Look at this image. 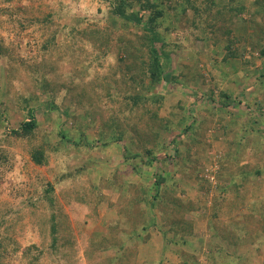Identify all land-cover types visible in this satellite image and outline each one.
<instances>
[{
  "label": "rangeland",
  "instance_id": "obj_1",
  "mask_svg": "<svg viewBox=\"0 0 264 264\" xmlns=\"http://www.w3.org/2000/svg\"><path fill=\"white\" fill-rule=\"evenodd\" d=\"M197 1L204 5L206 0ZM239 1L249 10L233 15L224 7ZM215 2L213 12L221 9L226 14L218 20L220 28L214 30H203L205 21L201 28L192 24V9L181 12L178 18L173 10H167L164 24L170 29L165 28L164 33L169 36L166 51L171 58L167 68L177 75V81L153 88L144 73L149 66L148 49L138 46L143 42L142 30L131 26L123 31L117 21L110 19L105 1L18 0L9 5L11 13L0 12V48L8 50L0 55V148L5 154L0 160V228L11 246L20 247L5 258V264H26L24 252L29 248L30 256L39 254L38 264H107L110 258L117 260L121 256L122 246L135 252L129 264H182L181 254L188 251L197 255L198 264H264V173L250 174L255 178L245 180L240 188L235 182L228 185L232 174L253 173L256 167L264 169V143L257 152L253 142L254 148L249 146L235 157L242 146L233 141L237 132L238 138L250 135L242 126L248 114L237 106L215 108L210 104L203 108L194 94L199 92V96L206 93L204 89H211L220 97L219 92L226 90L234 92L239 100H249L253 110L255 103L264 105L260 77L264 63L259 51L251 50L247 43L254 34L253 22L248 20L256 10L255 0ZM4 6L0 3V7ZM49 13L53 16L47 22ZM32 18L34 22L17 34L14 27L19 26V20ZM255 18L264 24L263 14ZM226 27L240 38L235 44L237 53H243V46L247 48L245 57L254 61L250 66L254 77L244 73L248 67L241 64L240 58L224 61ZM92 28H100L98 34L89 31ZM54 32L55 43L41 50L40 44ZM203 32L206 37L201 39ZM42 74L50 80L51 86L45 87L49 93L42 86L46 84ZM136 91L161 93L163 101L160 105L149 101L146 107L141 103L132 109L134 105L127 97ZM45 94L54 99L58 108L47 111L37 107ZM23 95L27 100L21 102ZM68 106L72 116L63 112ZM33 107L37 108L38 128L32 140L34 146L42 143L46 147L48 162L44 165L31 160L29 140L10 137L9 144L4 141L5 131L17 128ZM186 108L190 116L206 122L201 123L204 134L200 142L190 149L191 139L183 134L179 153L173 156L176 160L165 168L171 172L172 195L183 203L170 209V220L159 215V225L140 230L138 237L131 230L135 222L144 224L145 213L148 221L151 218L146 203L139 205L135 201L146 176H135L123 163V145L128 142L136 151L143 148L142 143L155 144L156 127L161 130V140L171 146V136L181 131L179 120ZM235 114H239L238 122L227 133L222 123H228ZM257 120L264 126V118ZM165 123H170L173 130L164 131ZM59 128L75 137L100 138L103 134L110 143L112 135L125 130L124 141L93 147L62 144ZM132 140L135 147H131ZM170 152L175 154L172 148ZM157 165L162 172L164 164ZM174 180L177 185L173 186ZM49 183L54 187V204L46 194ZM124 183L128 189L122 187ZM218 184L226 185L225 190L217 188ZM187 206L190 209L182 213ZM215 210L218 216L213 215ZM59 222V230L52 232ZM187 222L193 233L186 235L189 242L183 244L181 233L175 237L173 228ZM231 225H241L243 243H239L238 234L231 238L235 233L229 229L224 237L225 229ZM249 230L252 238L256 232L260 236L253 241ZM53 237L57 238L55 246L51 245ZM100 240H105L103 245H98ZM194 260L190 258L189 264Z\"/></svg>",
  "mask_w": 264,
  "mask_h": 264
},
{
  "label": "trees",
  "instance_id": "obj_2",
  "mask_svg": "<svg viewBox=\"0 0 264 264\" xmlns=\"http://www.w3.org/2000/svg\"><path fill=\"white\" fill-rule=\"evenodd\" d=\"M14 1L18 0H0V3H4L6 6L0 7V12H7L11 13L9 10V5L13 3ZM109 4V17L112 19L113 22H116L120 24V28L123 31H127L129 27L134 26L138 27L142 30V36H143V42L139 44L138 46H143L142 48L148 49L147 51V58H149V66L144 71V73L148 76L150 79V87L153 88L156 84H170L172 82L177 81V75L172 72L171 70H168L169 61H170V55L167 53L166 48L169 45L168 41V34L164 33V30H169L170 27L165 26L164 21L166 20V13L167 10L171 9L174 11L175 18H178L180 13H186L189 9H192L193 12V20L192 24H194L196 27L201 28L200 24L205 21V27L203 30H214L217 27L220 28V24L218 23V20L223 15L225 16L226 12H224L221 9L214 11L213 6H215L217 3L215 0H206L204 1V5L198 4L197 0H102ZM175 1L174 4L171 2ZM167 3V6H165ZM256 6V10L251 12V18L248 21L253 22L254 27V34H251L250 39H248L247 43H250V49L253 51H259V56H261L262 61L264 63V24L256 22V16L259 14L264 15V0H255L254 2ZM226 9L229 11H232L231 13L233 15H239L246 9L249 10V8L242 2L239 1V4L234 5L231 3H228L224 5ZM23 9V7L19 8ZM217 14V16L215 15ZM53 14L49 13L46 14L47 22L51 21ZM32 22H34V18L32 19H24L19 20V26L14 27V30L17 34H21L24 30L27 29L28 25H31ZM224 24V23H223ZM226 25V24H225ZM225 27V26H224ZM231 27H226L225 34L227 35L225 41V47H226V54L224 57V61H228L230 58H240L241 64L245 67H248L244 71V73L250 75L249 77H254V70L250 69V66L254 64V61L252 58H246L245 53H247V48L243 46V53L239 55L237 53L238 47L235 46L236 42L240 40V38L233 34V30L230 29ZM100 28H92L89 31H92L94 34H98ZM87 32V31H86ZM85 32V33H86ZM56 33L54 32L51 34V37L46 38L42 44H40V49L47 50L50 49L51 44L50 42L56 41ZM229 35V36H228ZM110 36V34H108ZM201 39H204L206 37V32H203L200 36ZM132 43V42H130ZM134 46V43L132 44ZM177 45V44H176ZM130 48V45L128 46ZM50 51V50H49ZM7 48H0V55L7 53ZM140 52L142 53V50L140 49ZM146 54V53H145ZM173 69V68H172ZM9 74L11 72L9 71ZM10 77V76H9ZM8 77V79H9ZM260 77H263V83H264V73L261 74ZM260 77L257 78L260 80ZM42 80L45 81L46 84L42 83V86L44 87V90L46 91L45 87L47 85L51 86L50 80L47 78L45 74H42ZM190 79H193L190 78ZM189 79V80H190ZM256 81V80H253ZM50 84H49V83ZM41 85V83H39ZM49 90V89H48ZM46 93H49L48 91ZM70 91L71 88H68ZM206 93H202V95H199V92H195V99L199 100L201 103V107L207 108L206 105L213 104L215 105V108H227L230 106H237L240 107V109L245 110L248 114L246 117V120L242 122V126L245 131H247L248 134L245 137L238 138V132L237 135L234 137L233 141L237 143V145H242L240 149L237 150V154L235 157H238V154H242L249 146H253L254 143L256 145V151L258 152L260 146L262 145L263 138H264V126L259 125L258 123V117L264 118V105L262 103H255L256 109L253 110L251 108V102L247 99L239 100L234 96V92H228L226 90H221L218 95H221L220 97L217 96V94H214V92L211 89H204ZM209 93V94H207ZM207 94L208 96H206ZM21 102H23L24 98L27 100L26 96H21ZM164 95L161 93H153L151 95L141 93L139 91H136L135 94H132L128 96L130 102L133 103L134 106H132V109H134L135 106H139V104L143 103L146 107L147 103L149 101H152L154 103H158L160 105L163 101ZM54 100V99H53ZM50 96L45 94V96L40 101L39 108L47 109V111H51L53 109L58 108V106L54 103ZM25 108V107H24ZM185 108V106H183ZM36 107L30 108V111H28V115L26 118H24L17 128H12L5 131L6 136L4 137V141H6L9 144V138L15 137L17 139H27L31 143V147L29 148L28 152L30 153L31 160L37 164V165H44L48 162L47 160V152L46 147L44 144H38L34 146L32 138L35 136V131L38 128V119L35 115ZM186 114L182 115L181 119L179 120L181 123L179 124L181 127V131L179 134L171 136L170 139L171 146L164 143L161 140V130H156L157 128H154V135H155V144L149 145L146 143H142V149L133 151L130 148L129 143L127 142L126 145H123L122 154L124 156L123 163L127 166V168L134 173L135 176H142L143 174L146 176V180L140 183V195L138 194V199L135 201H138L137 204H142V202H145L147 205V209L151 211V218L150 221L146 217L148 216L147 213L144 211H140L141 213H145V215L142 218V221L144 224L140 221V223L135 222V227L131 228L133 232H136L137 236L140 237V230L146 229L149 225H159V215L162 219H169L168 217L171 214L170 210L171 208L182 204V200L178 197L172 195L174 193V189L169 186V182H171L169 175H171V172H168L165 168L166 165H168L169 162H173L176 159L173 158V156L178 155V145L183 142L182 136L184 133H187L189 138L191 139L189 149L200 142L201 137L204 134L203 129L201 128V123H205L206 120H201L198 117L193 118L190 116V113H188L187 108L184 109ZM64 113H66L68 116H72L69 106L63 110ZM154 117H157L156 112H152ZM214 113V112H213ZM239 117V114L233 115V118L228 123H222L223 130L227 133H229L230 130L233 129V125L237 124L236 121ZM223 118V117H222ZM238 122V121H237ZM164 125V127H163ZM162 127L164 131H171L173 130V127H171L170 123L162 124ZM123 133H118L115 135H112L111 142H117V141H124V133L125 130H123ZM234 131V130H233ZM59 133L61 135L60 143H66V142H72L74 145H87V146H96V145H108L112 144L109 140H104L105 137L102 136L100 138H90L88 135H80L78 137L70 136L67 131H64L59 128ZM84 134V133H83ZM252 136V137H251ZM133 138V137H132ZM254 142V143H253ZM131 147H135V141L132 140ZM140 145V144H139ZM174 145V146H173ZM173 146V147H172ZM174 149L175 154L172 155L170 150ZM254 148V146H253ZM4 149L0 148V160L4 159ZM232 155V154H231ZM234 160V159H233ZM235 161V160H234ZM158 162L164 164V169L162 172L159 171L157 168ZM238 165V163H237ZM142 166H145V171L142 169ZM168 172V173H167ZM216 174V178L219 177L220 174ZM167 173V174H166ZM264 173V169H261L260 167H256L253 171V173L249 172H243L242 175L232 174L231 180L229 181L228 185L230 183H234L237 186V188H240L245 185V180H249V178H255L253 176L260 175ZM253 176H251V175ZM151 177H154V179ZM240 179V180H239ZM207 183L210 182V180L206 179ZM205 180V181H206ZM173 184L171 185H177V180H174ZM227 185V186H228ZM49 188L47 189V198L50 200L51 203L54 204V199H56L55 196H53L51 193L53 192V185L51 183L48 184ZM124 188L128 189L127 183H124ZM217 188H221L225 190L226 185L219 186V184L216 186ZM225 187V188H224ZM240 190V189H239ZM235 193H239L238 190L235 191ZM240 197V196H239ZM243 199H246V196H244ZM173 209V210H174ZM190 209V206H187L184 208L182 213L187 212ZM53 217L57 219V215L52 213ZM150 214V213H149ZM184 215V214H183ZM182 215V216H183ZM213 215L218 216V210H215ZM139 217V216H138ZM168 217V218H167ZM139 220L141 218L139 217ZM148 221V222H147ZM134 223V222H133ZM188 225L179 226V228H176L173 230L175 231V237L178 233H181V240L183 244H186L189 242L188 239H185L186 235H192L191 226L190 223L187 222ZM59 223H55V226L52 227V232H57L59 230L58 226ZM163 224L161 225V227ZM173 226H178L176 224H173ZM225 229V228H224ZM231 231L230 233H235L231 238L235 237L236 234L240 235L238 238L239 243H243L245 238L241 236V225H238L236 227L229 226L225 229V236L227 235V231ZM130 230V231H131ZM239 230V231H237ZM218 230H216L217 233ZM248 234L250 238H252V232L251 230L248 231ZM229 234V233H228ZM230 235V234H229ZM260 236L259 232H256V234H253V241H255ZM6 235H3L1 233L0 228V264H5V258L14 255L19 250V245H12L9 241L6 240ZM176 243V239H173ZM201 242L203 239L200 240ZM105 240H100L98 245H103ZM235 243V241H233ZM52 246L57 245V238L53 237V241L51 243ZM33 246H36L33 244ZM107 244L105 247H108ZM195 246V245H194ZM122 254L117 259L114 260L113 258H110V262L107 264H129L131 257L133 258L135 255L134 251H131L129 248H125L122 246ZM31 249H26L24 252L25 257H28V261L26 264H38L39 263V254L31 255ZM183 256L182 264H189L190 258H194V264H198L196 258L197 255L193 254L191 252H183L181 254ZM211 258V257H210ZM56 264H61L59 261L56 262Z\"/></svg>",
  "mask_w": 264,
  "mask_h": 264
},
{
  "label": "built area",
  "instance_id": "obj_3",
  "mask_svg": "<svg viewBox=\"0 0 264 264\" xmlns=\"http://www.w3.org/2000/svg\"><path fill=\"white\" fill-rule=\"evenodd\" d=\"M212 178H213V176L211 178L209 177V179H212Z\"/></svg>",
  "mask_w": 264,
  "mask_h": 264
}]
</instances>
